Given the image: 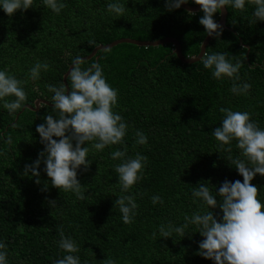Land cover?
Listing matches in <instances>:
<instances>
[{
  "label": "trees",
  "instance_id": "16d2710c",
  "mask_svg": "<svg viewBox=\"0 0 264 264\" xmlns=\"http://www.w3.org/2000/svg\"><path fill=\"white\" fill-rule=\"evenodd\" d=\"M60 2L66 7L59 14L44 6L43 0H33L32 8L11 17L0 9V70L27 80L25 104L32 105L37 98L52 103L53 93L46 85L63 84L67 66L98 44L122 37L146 41L173 37L181 54L192 57L206 35L199 24L200 10L195 15L181 7L170 12L165 0ZM115 2L125 4L122 17L107 11V5ZM187 4L196 5L191 0ZM245 7L241 12L226 6L223 33L219 39L210 37L204 52H227L233 63L241 60L240 83L251 85L247 95L233 94L228 78L214 79L211 70L203 67L202 57L193 63L179 61L170 43H118L85 60L83 68L101 64L107 82L118 91L114 111L128 125L123 145L108 146L102 152L90 143L83 145L90 148L88 159L92 160L87 171L83 166L77 170L85 200L53 188L43 163L39 185L31 173L23 175L24 166L43 150L36 126L46 115H57L53 106L40 103L38 109L24 108L15 117L0 103V242L6 245L8 264H54L63 258L58 226L80 246L75 255L81 264H103L109 257L116 264H213L196 254L203 239L196 225L189 224L185 230L189 234L183 238L176 233L162 238L158 229L169 222L179 227L185 216L203 212L206 206L192 196L199 183L215 195L223 181H242L232 163L244 159L236 142L227 152L212 135L223 118L221 107L249 112L264 129V21L253 23L254 6L246 2ZM218 17L219 13L214 15L216 21ZM37 61L47 62L50 70L33 81L29 70ZM66 84L70 87L67 77ZM137 131L146 135L145 145L136 143ZM9 135L11 145L5 142ZM124 147L128 156L140 153L148 158L143 178L128 193L121 192L114 171L122 161L111 158L113 151ZM251 183L260 189L264 202V176L257 174ZM129 194L136 196L138 208L134 222L125 224L115 201ZM153 196H160L163 204H153ZM211 210L222 215L219 207Z\"/></svg>",
  "mask_w": 264,
  "mask_h": 264
},
{
  "label": "clouds",
  "instance_id": "9594fccd",
  "mask_svg": "<svg viewBox=\"0 0 264 264\" xmlns=\"http://www.w3.org/2000/svg\"><path fill=\"white\" fill-rule=\"evenodd\" d=\"M191 2L198 5L202 13L199 24L214 39H219L223 33V26L216 22L214 15L228 5L243 12L247 2L254 6L252 22L264 21V0ZM187 3L189 0H165V7L171 12ZM43 4L56 14L66 7L60 0H43ZM32 5L33 0H0V9L9 17L18 10L23 12L32 8ZM125 10V4L120 2L107 5V11L117 17H122ZM189 13L196 14L191 11ZM85 62L79 56L73 60L71 70L67 73L70 87L65 84L59 87L46 85L47 90L53 93L52 106L57 115H46L44 122L36 126L43 150L33 163L24 166L23 171L25 176L31 173V177L36 178L34 182L39 185V167L43 163L51 186L75 194L78 200H85L86 196L84 186L77 178V170L83 166L87 171L92 163L88 159L90 148L83 145L90 143L92 149L102 152L108 146L123 145L128 130L123 117L114 111L118 104L117 89L107 82L100 63L83 68ZM202 64L205 69L211 70L214 79H230L233 94L247 95L250 91L249 83H240L239 72L244 64L241 60L233 63L228 59L227 52H203ZM49 70L47 62L37 61L29 70V77L33 81L38 80L42 71ZM26 83L27 80L17 79L8 70H0V103L10 115L24 107L28 99L24 88ZM219 111L223 118L212 135L218 142V147L227 152L232 151V142H236L235 146L244 159L236 158L232 163L242 181H223L215 195L206 184L199 183L198 187H193L192 196L206 206L203 212L193 213L191 217L185 216V223L179 227L171 222L161 224L158 231L162 238H171L173 233L183 238L189 234L185 231L189 224H194L203 238L196 253L202 258L213 261V264H264V202L259 198L260 189L251 183L257 174L264 176V129L251 119V114L247 111H233L224 107ZM135 136L137 144L147 143L143 132L137 131ZM5 142L11 145L12 137L9 135ZM111 158L122 161L115 166L114 171L118 175L121 192L128 193L143 178L148 158L140 153H136L134 157L128 156L127 147L113 151ZM47 187L48 183L45 182L43 190L46 191ZM151 200L153 204H163L160 196H153ZM49 203L51 207L56 205L55 200ZM115 203L122 214L123 223H133L138 208L136 196L120 195ZM217 207L222 215L218 216L211 210ZM57 232L60 237L58 247L65 255L54 264H81L80 257L75 255L80 252V246L72 237L65 235L63 226H58ZM156 235V232L152 233L153 239ZM7 255L5 243L0 242V264H8ZM103 264H116V260L105 258Z\"/></svg>",
  "mask_w": 264,
  "mask_h": 264
},
{
  "label": "water",
  "instance_id": "95a60500",
  "mask_svg": "<svg viewBox=\"0 0 264 264\" xmlns=\"http://www.w3.org/2000/svg\"><path fill=\"white\" fill-rule=\"evenodd\" d=\"M181 8L184 9L185 11H187V12H189V11L196 12V11L199 10V6L198 5L182 4ZM225 15H226V10H225V8H222L220 10V12H219V17H218L216 22L223 26ZM209 38L210 37L206 33V35L204 36V38L200 42L199 50H198L197 54L195 56H192V57H184L181 54L179 44H178L177 40L175 38H173V37H165V38L157 39V40H153V41L137 40V39H131V38L122 37V38L115 39V40H113V41H111V42H109L107 44H98V45H96L95 47L92 48V50L87 55L82 56L81 58L84 59V60H88V59H90L91 57L94 56V54L96 53L97 50H105V49H108V48L118 44V43H130V44H134V45H137V46H157V45L170 43L172 45V47H173L172 48V53H174V55L177 57V59L179 61H181L182 63H193V62H196V61L201 59V57L203 55V52L205 50V46H206ZM246 49H247V47H246ZM72 63H73V61L67 66L66 71L62 74V77H61V81L65 85H67L66 84V77H67V73L71 70ZM40 103L44 104V105L52 106L53 102L51 103V102H49L47 100L37 98V99H35L33 101L32 105L25 104L24 107L16 113L15 117L24 108L29 109V110L38 109V106H39Z\"/></svg>",
  "mask_w": 264,
  "mask_h": 264
}]
</instances>
